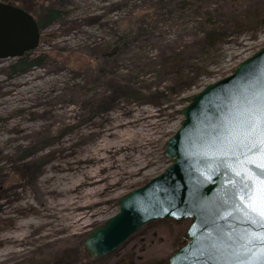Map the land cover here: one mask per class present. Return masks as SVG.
Wrapping results in <instances>:
<instances>
[{
    "label": "rangeland",
    "instance_id": "374dc122",
    "mask_svg": "<svg viewBox=\"0 0 264 264\" xmlns=\"http://www.w3.org/2000/svg\"><path fill=\"white\" fill-rule=\"evenodd\" d=\"M9 1L35 17L43 7L61 14L40 29L39 45L30 53L31 57L44 53L42 65L8 75L7 67L16 59H0V264H57L65 257L74 260L71 264H168L170 254L184 243L189 219L152 221L108 254L78 260L86 254L87 233L117 212L118 200L170 164L163 147L180 125L179 111L190 102L187 98L229 75L239 62L263 47L264 27L247 29L245 17L237 19L210 52L194 50L177 75L160 77L162 58L172 47L164 45L178 41V50L192 44V51L199 18L175 13L151 16L147 19L151 27L141 35L130 31L135 30L142 12H149L148 16L153 12L149 0ZM254 3L250 9L264 5V0ZM205 4L210 10L215 7L212 0ZM126 86L142 87L145 96L129 97ZM117 122L127 124L115 127ZM143 129H148L151 139L141 136ZM110 132L119 136L109 137L113 144L105 155L110 159L100 160L103 151L97 149ZM125 143L133 147L121 162L127 150L117 144ZM61 146L74 150L72 159L81 162L75 165L94 173L84 177L87 182L110 174L117 165L134 173L124 174L106 190L101 204L75 210L73 214L81 219L66 229L61 230L69 224L63 213L70 211H60L61 217L45 220V226L27 228L19 241H1L16 235L14 225L22 220L20 214L7 212L10 207L28 203L38 209L52 207L44 193L48 174L53 175V186H69L60 180L61 172L52 169L54 164L65 163L59 158ZM87 156V161L78 160ZM109 161L114 166L102 169ZM98 185H82L67 196H82ZM155 244L163 250L146 255Z\"/></svg>",
    "mask_w": 264,
    "mask_h": 264
},
{
    "label": "water",
    "instance_id": "95a60500",
    "mask_svg": "<svg viewBox=\"0 0 264 264\" xmlns=\"http://www.w3.org/2000/svg\"><path fill=\"white\" fill-rule=\"evenodd\" d=\"M40 30L32 14L0 1V59H16L39 45ZM264 88V46L233 71L194 94L180 109L181 122L166 140L163 155L170 164L118 200L117 212L83 240L90 258L114 250L143 225L158 219L190 222L184 243L168 264H236L251 253L240 239L254 226L235 210L236 181L213 145L224 133V122L235 113L234 102ZM231 237V239H229Z\"/></svg>",
    "mask_w": 264,
    "mask_h": 264
},
{
    "label": "snow or ice",
    "instance_id": "6c2138e0",
    "mask_svg": "<svg viewBox=\"0 0 264 264\" xmlns=\"http://www.w3.org/2000/svg\"><path fill=\"white\" fill-rule=\"evenodd\" d=\"M235 113L224 122V133L213 147L236 181L235 210L243 222L254 226L240 239L241 248L252 255L236 264H264V88L234 102ZM231 239V237H229Z\"/></svg>",
    "mask_w": 264,
    "mask_h": 264
},
{
    "label": "trees",
    "instance_id": "16d2710c",
    "mask_svg": "<svg viewBox=\"0 0 264 264\" xmlns=\"http://www.w3.org/2000/svg\"><path fill=\"white\" fill-rule=\"evenodd\" d=\"M9 2V0H2ZM60 3H66L68 0H53ZM152 4L153 12L148 16L149 12H142L138 17V23L135 30L138 34L151 27V23L147 20L151 16L163 18V15H169L175 13L183 17H193L196 19V25L194 26L195 39L193 44L195 48L191 51L192 44L184 47L182 50L177 49L178 41H174V44H166L164 47H170V50L166 52L162 58L161 65L164 69L160 71V77L169 75L174 72L176 75L181 68L188 64L192 59L193 51L196 50L199 53H208L215 46V43L227 34L226 29L235 26L237 19L244 18L248 24L247 29H257L264 27V5L254 6V1L258 3L260 0H212L214 2V8H207L208 4H205L207 0H176L169 3V0H149ZM61 14V11L55 8L43 7L41 9V15L35 17L39 30L50 24L57 19ZM212 14L216 15V19L212 18ZM148 16V17H147ZM240 24V22H239ZM263 25V26H261ZM225 28L223 31L222 29ZM197 32V33H196ZM163 47V48H164ZM31 51L26 52L23 56L17 58L12 64L7 67L6 73L12 75L15 72H24L31 67L40 66L43 64L45 54L40 53L35 57L30 56ZM182 73V72H181ZM179 73V75L181 74ZM126 93L129 97L135 99L145 96L142 87H127ZM191 99V96L187 98V101ZM182 238V236H181ZM85 255V256H84ZM82 255V258L78 260L83 261L85 258H89L86 254ZM74 261L70 258H63L57 264H71ZM86 261V260H85ZM77 262V261H76ZM75 264V263H74Z\"/></svg>",
    "mask_w": 264,
    "mask_h": 264
},
{
    "label": "bare ground",
    "instance_id": "6f19581e",
    "mask_svg": "<svg viewBox=\"0 0 264 264\" xmlns=\"http://www.w3.org/2000/svg\"><path fill=\"white\" fill-rule=\"evenodd\" d=\"M137 121V119H136ZM127 123H122V122H117L114 126L115 127H121L123 125H126ZM113 128L111 126L109 129ZM144 132H142L141 136L143 138L151 139L150 133L148 129H143ZM85 131H81V135H83ZM111 136H119L117 132H110L106 136V138H103L102 143L100 144V148L97 149L99 151H103L102 156L99 157L100 160H108L110 159V156L105 155V152H107L108 148H110L113 144L112 139H109ZM74 144V143H71ZM117 147H120L121 149L127 150L119 159L120 161H124L129 157L130 154V148L133 147V145L129 144H124L118 145ZM63 146H61V149ZM66 150V151H65ZM74 150L70 149L67 151L66 148L62 149V152L59 155V158H62L65 163L64 165L61 164H54L52 165V169L54 172H61L60 180L66 181L69 186L67 188H60L53 186L50 184V181L53 179L52 174H48L45 177V183L47 186L44 187V193L48 196L49 201H50V206H52L49 210L47 209H38L34 207L31 203H28L27 206L17 204L14 207H10V209L7 211L8 213L13 212L20 214L22 216V220L19 223H16L14 225V228L18 233L16 235L9 236L8 238H3L1 241H7V242H16L19 241L20 237H24L25 231L29 227H41L45 226L44 222L47 219L53 218L54 216L61 217L60 211H70L68 213H63V218L69 223L68 225L65 224L61 227V230L66 229L67 226H70L74 223H77L81 218L76 217L73 212L75 210H80L85 207H94L103 202V198L101 195L105 192L106 190H109L113 185L119 183L121 179L123 178L124 174H132L134 173V170L130 169V171L126 170V167L124 165H117V169L110 174H107L99 179H94L91 180L90 182H87L84 177L90 178L92 175H94L93 172H89L87 170H84L81 165H75L80 164L81 162H77V160H73L72 158L74 157ZM89 156L87 157H80L78 160L87 161ZM70 159V160H69ZM72 159V160H71ZM110 162V161H109ZM114 164L113 162L107 163L103 165L102 169H107L113 167ZM73 169V170H72ZM51 171V169H50ZM47 173H49L47 171ZM102 183V185H100ZM98 183H100L98 185ZM98 185V186H93L89 191L84 192L82 196H74V197H68V191L69 190H77L80 186L82 185ZM86 198L83 202L80 201V198ZM37 224V225H36ZM154 249L151 251H148L146 255H153L154 250L155 251H160L163 250L162 246H159L155 244L153 247ZM148 257V256H146Z\"/></svg>",
    "mask_w": 264,
    "mask_h": 264
}]
</instances>
